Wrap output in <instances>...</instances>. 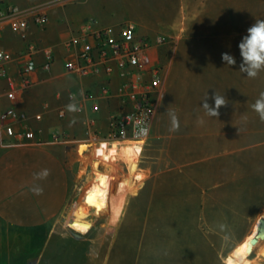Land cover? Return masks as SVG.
I'll return each mask as SVG.
<instances>
[{
	"label": "crops",
	"instance_id": "0c3cea01",
	"mask_svg": "<svg viewBox=\"0 0 264 264\" xmlns=\"http://www.w3.org/2000/svg\"><path fill=\"white\" fill-rule=\"evenodd\" d=\"M2 6L10 18L0 32V51L8 56L0 65L19 91L15 99H10L8 81L0 76V114L8 109L27 113L36 137L18 143L0 134V264H104V240L99 237L89 239L91 243L84 251L79 250L78 258L67 256V241L73 232L66 228L65 220L77 198L74 186L78 193L81 191V173L87 170L88 175L94 160V169L109 172V189L117 191L120 179L131 176L125 145L142 148L138 163L145 143L160 141L162 153L172 156L182 138L161 126L171 123L170 113L177 118L185 116L181 107L187 105L186 100H177L178 92H186L190 76L226 75L228 66L222 53L234 50L235 66L239 68L242 58L238 45L247 35L243 32L256 20L264 19V0H4ZM228 11L235 12L234 35L227 33ZM36 15L47 19L36 23ZM23 18L30 19L24 39L9 24ZM93 19L105 24L136 20L140 35L173 38V45L154 54L163 72L149 140L137 142L128 137L118 144L100 145L108 138L111 116L129 107L118 98L122 80L117 72L101 70L82 77L69 67L76 60L77 47L68 46V42ZM46 51L52 54L49 70L44 68L49 62ZM29 57L36 68L26 73ZM24 75L32 82L26 89ZM69 104H75L78 110L69 111ZM60 109L65 110L64 118L58 116ZM38 114L42 116L40 121L34 120ZM55 133L64 134V139L55 140ZM113 157L114 168L109 163ZM44 169L50 175L37 179L35 174ZM144 171L137 166L138 174ZM33 188H41L42 194H35ZM114 202L110 198V209ZM83 240L88 238L81 237L76 243Z\"/></svg>",
	"mask_w": 264,
	"mask_h": 264
},
{
	"label": "rangeland",
	"instance_id": "374dc122",
	"mask_svg": "<svg viewBox=\"0 0 264 264\" xmlns=\"http://www.w3.org/2000/svg\"><path fill=\"white\" fill-rule=\"evenodd\" d=\"M234 14L227 12L230 35L237 33ZM228 53L235 57L234 50ZM238 71L233 65L227 67L226 75L190 76L186 92L180 90L176 98L187 105L181 107L185 116L178 118L176 133L182 139L172 156L162 153L160 141L145 143L138 163L142 148L125 146L131 176L122 193L117 195L114 188L111 195L118 218L113 219L112 208L104 215L90 210L82 220L92 229L84 235L70 224L95 172H102L91 162L92 171L81 173L80 193L74 186L77 198L65 220L73 232L67 241L68 258H78L89 239L99 237L104 240V264H229L255 222L264 217V122L252 109L264 91V74L251 79ZM215 92L228 100L218 117L202 107L205 102L214 107ZM161 127L171 129L172 123ZM115 160L109 162L113 168ZM138 165L146 169L139 181L132 176ZM81 237L88 240L76 243ZM256 245L250 262L264 264V240Z\"/></svg>",
	"mask_w": 264,
	"mask_h": 264
},
{
	"label": "built area",
	"instance_id": "2783aa9c",
	"mask_svg": "<svg viewBox=\"0 0 264 264\" xmlns=\"http://www.w3.org/2000/svg\"><path fill=\"white\" fill-rule=\"evenodd\" d=\"M73 2L83 0H72ZM4 0H0V32L2 25L9 20L3 9ZM36 23L46 21L45 15H36ZM11 28L26 38V30L30 26V19L11 20ZM173 44V38L164 34L155 36L140 35L134 21H123L119 24H105L93 19L83 24L78 32L71 37L68 46L77 47L76 60L69 65L70 69L82 77L92 76L103 70L107 74L117 72L122 80V92L118 98L129 107V110L112 115L109 121L108 138L100 145L109 142H120L125 138H132L137 142L148 139L151 133L152 120L157 108L156 94L158 92L163 65L156 59V50ZM49 62L44 68L50 69L51 51H46ZM8 56L0 51V64ZM36 65L31 57L27 60L26 73L35 70ZM0 76L8 81V97L15 99L18 86L13 78L7 75L6 69L0 65ZM32 85L31 80L24 75L23 89ZM65 110L60 109L58 116L65 117ZM40 114L34 120L40 121ZM141 129H147L142 132ZM15 142H30L36 137L31 118L27 113L8 109L0 114V134ZM64 134L55 133L57 141L64 139ZM99 148L95 149L96 155ZM98 158V156H96ZM99 169V168H98Z\"/></svg>",
	"mask_w": 264,
	"mask_h": 264
},
{
	"label": "clouds",
	"instance_id": "9594fccd",
	"mask_svg": "<svg viewBox=\"0 0 264 264\" xmlns=\"http://www.w3.org/2000/svg\"><path fill=\"white\" fill-rule=\"evenodd\" d=\"M242 62L239 66V71L245 73L248 78L255 79L261 71H264V19L256 20L255 23L247 29V35L244 36L238 45ZM222 60L227 66L236 64L235 58L229 53H222ZM212 99L214 100V107L210 106L207 102L203 103V108L206 109L208 115L212 117L219 116V109L228 104L225 95H218L214 93ZM203 100H207V95ZM69 111H77L75 104H69ZM252 109L255 111L261 122H264V91L259 93L258 98L252 104ZM171 131L179 129L178 118L175 114H171ZM146 132L147 129H141ZM50 175L48 169L42 170L40 173L35 174L37 179H43ZM32 191L40 195L42 194L41 188H33Z\"/></svg>",
	"mask_w": 264,
	"mask_h": 264
},
{
	"label": "bare ground",
	"instance_id": "6f19581e",
	"mask_svg": "<svg viewBox=\"0 0 264 264\" xmlns=\"http://www.w3.org/2000/svg\"><path fill=\"white\" fill-rule=\"evenodd\" d=\"M106 143V142H105ZM116 142H111L109 144H114ZM118 144V143H116ZM125 146H134V145H125ZM124 146V147H125ZM94 174V173H93ZM132 176L139 181L143 179L144 174H138L137 171H135ZM102 172L101 171H96L94 176L92 177V180L90 182L89 188L86 191L83 200L80 205H76L77 207L74 209V214L77 221H83L90 210H94L96 214H105L110 212V205H109V200L112 195V189H109V184H112V176L109 172H106L104 175L105 182L103 184L100 183V180L102 178ZM138 183V182H137ZM127 184V180H123L119 182V185L117 187V195L123 192L125 186ZM135 184V183H134ZM114 193V192H113ZM90 195L91 198L89 200H86V196ZM112 204V203H111ZM121 206V205H120ZM122 207V206H121ZM113 210V219H117L119 215V209L112 208ZM103 214V215H104ZM112 218V216H111ZM260 224V221L258 220L255 222L253 226L252 233L246 240L241 244L239 251L235 257H233L230 261L229 264H251L250 262V252H248L247 247H248V241L251 237H253L257 233V228ZM74 230L79 231V232H88L89 229L85 228L80 225H70ZM257 248V245L254 246V250ZM262 249V248H261ZM260 251V250H259ZM262 256L264 257V246L262 249Z\"/></svg>",
	"mask_w": 264,
	"mask_h": 264
},
{
	"label": "water",
	"instance_id": "95a60500",
	"mask_svg": "<svg viewBox=\"0 0 264 264\" xmlns=\"http://www.w3.org/2000/svg\"><path fill=\"white\" fill-rule=\"evenodd\" d=\"M105 182V178L102 177L101 180H100V183L103 184ZM91 198L90 195H87L86 196V200H89ZM260 221V224L257 228V233L251 237L248 241V247H247V250L248 252H250V254L253 253V248L254 246L260 241V240H264V217H261L259 219ZM70 225H80V226H83L85 228H88L89 230L92 229V225L88 222H85V221H77V220H73L72 223ZM27 264H35V263H32V262H29Z\"/></svg>",
	"mask_w": 264,
	"mask_h": 264
}]
</instances>
